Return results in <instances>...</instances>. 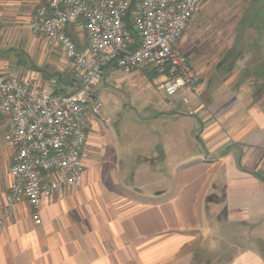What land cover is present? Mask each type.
Returning <instances> with one entry per match:
<instances>
[{
    "label": "crops",
    "instance_id": "crops-1",
    "mask_svg": "<svg viewBox=\"0 0 264 264\" xmlns=\"http://www.w3.org/2000/svg\"><path fill=\"white\" fill-rule=\"evenodd\" d=\"M241 1L215 0V10L219 5L244 4ZM0 3V21L7 19L12 28L17 15L21 14V26L41 18L45 10L42 0ZM245 11L262 18L264 0H249ZM247 16L239 18L245 28ZM191 23L189 34L203 27L205 20ZM250 28L254 31H235L225 46L235 55L227 71L233 80H214L208 86L191 62L205 106L195 97L189 107L169 97L159 88L163 77L151 69L125 71L111 64L95 93L108 88L110 97V89L122 83L134 95L144 92L148 101L137 107L154 104L160 114L152 119H165L168 128L164 135H136L137 140L145 137L143 146L148 138L149 149L134 151L135 162L121 161L118 170L116 141L104 127L108 119L103 113L95 117L89 129L92 158L83 185L69 189L63 199L44 198L38 210L40 222L29 202L19 203L9 224L0 227V264H264V247L255 244L256 225L264 222V104L256 93L264 84V29ZM72 29L77 39L85 38L84 32ZM4 69L11 71L10 66ZM38 72L33 77L56 78L63 92L78 87L75 75L64 78L60 71L54 73L58 76L44 71L45 78ZM156 80L160 81L156 90L164 92L167 105L153 101L151 81ZM7 121L0 113V133ZM146 121L138 117L136 122L144 126ZM0 137L3 150V133ZM7 159L11 165L12 147ZM8 175L9 184L0 193V214L12 181ZM223 213L237 225L227 252L215 243L219 237L222 241L229 237L220 235L215 226L217 219H224Z\"/></svg>",
    "mask_w": 264,
    "mask_h": 264
},
{
    "label": "built area",
    "instance_id": "built-area-1",
    "mask_svg": "<svg viewBox=\"0 0 264 264\" xmlns=\"http://www.w3.org/2000/svg\"><path fill=\"white\" fill-rule=\"evenodd\" d=\"M42 1L43 16L29 30L62 48L78 87L65 93L56 78L0 72V113L8 118L4 140L14 149L0 227L24 201L40 222L44 198L63 199L83 185L92 158L89 129L104 109L95 88L111 64L151 69L163 77L159 88L169 97L186 107L195 97L205 106L197 72L179 42L208 0ZM72 27L85 38L77 39Z\"/></svg>",
    "mask_w": 264,
    "mask_h": 264
},
{
    "label": "rangeland",
    "instance_id": "rangeland-1",
    "mask_svg": "<svg viewBox=\"0 0 264 264\" xmlns=\"http://www.w3.org/2000/svg\"><path fill=\"white\" fill-rule=\"evenodd\" d=\"M214 1L215 0H208L203 10L196 15L197 17L195 16L193 18L195 20L204 19L205 24L203 27L199 28L197 32L189 34L190 31L188 32V28L192 26L191 21L185 31V33L188 32L190 35V40L185 38L184 33L179 42L181 51L189 55L190 61L194 63L197 72L200 73L201 81L207 83L208 86H210L214 80L218 82L230 79L233 80L235 78L233 74L227 72L233 65L232 62L234 61L235 55L233 51L229 52V49L227 50L225 46H227V42L233 37L235 31L246 29V33H249V31L252 32L253 30L249 25L247 28L244 27L245 25L241 26L239 22L240 17L244 15L250 16L248 11H245L249 0H242L241 3L244 4H239L240 7L239 5L236 7L219 5L216 10ZM227 1L229 0H226V2ZM1 7H3V4L0 3V8ZM238 7L240 8L239 10ZM19 17H21V14L16 16L18 21L20 19ZM24 20H26V18ZM6 21L8 20L5 19L4 21H0L2 25L0 29V54L4 57L0 59V69H4L5 66H10L12 72L36 77L39 73L38 71L42 72L40 73L42 77H45L48 73L52 74V76H58V74L54 73H58L59 71L64 78H68V75H73L63 51L55 44L50 43L46 38L33 35L29 30L30 22L28 24L21 22V26H19V22L17 21L16 25H14L15 28H12L13 26H7L8 24ZM190 30H192V28ZM39 47H41V49ZM222 48H224V50ZM222 64H224L223 68H221ZM44 71L48 73H44ZM151 82V85L154 87L150 90L153 101H162L161 103H163V105H167L168 102L164 98V92L156 90V86L160 81L156 80ZM108 92L109 89L104 88L99 92V95H96L104 102L103 115L106 120L108 119L104 122V127L106 129L105 131H107V135H113L116 141L114 147L119 156L114 164H116V166L119 167L117 169L120 170L121 161H124L126 165L135 162L138 157L134 155V151H139L144 148H146L147 151L151 145V143L149 145L147 138L144 140L145 143L143 146L142 141L145 137L143 136V139L140 138V140H137L136 138L138 137L136 135H164V129L168 128V126L165 119L158 122L153 120L155 116L160 114L159 109L155 107L154 104L147 105L145 108L137 107L138 103L148 101V96L144 94V92H139L137 95H134L130 92V88H127L123 83L117 86V89H110L112 96L109 97ZM202 96L203 95H201L203 101L204 97ZM138 100L140 101L138 102ZM259 101L264 104V92ZM138 117L147 119L144 126L137 124L136 121ZM188 121L189 120L185 122L187 125ZM4 127L5 130L2 132L3 137L5 134L4 132L7 130V122L2 126V129H4ZM196 131V128L193 129L192 135H196ZM2 133H0V135H2ZM117 141H119V144ZM4 142L5 146L3 147L5 149H0V193L5 191L9 184V171L7 172V170L8 168L10 170L11 166L7 159V155L11 152V147L5 140ZM224 214L225 213H223L224 219H217L215 226L220 235L229 237L223 241L222 238L219 237L215 243L218 247L223 249V252H227L230 249L231 242L234 240L233 236L236 232L237 225L228 222ZM255 239L256 246L264 247V222L256 225Z\"/></svg>",
    "mask_w": 264,
    "mask_h": 264
},
{
    "label": "trees",
    "instance_id": "trees-1",
    "mask_svg": "<svg viewBox=\"0 0 264 264\" xmlns=\"http://www.w3.org/2000/svg\"><path fill=\"white\" fill-rule=\"evenodd\" d=\"M255 15H250L247 16V18L245 20H243V23L252 26V28H256L259 31H262L264 29V11H263V16L260 19H256V17H254ZM261 79H264V76L261 77ZM264 92V84H262L260 86V89L257 90V95L261 97L262 93Z\"/></svg>",
    "mask_w": 264,
    "mask_h": 264
}]
</instances>
